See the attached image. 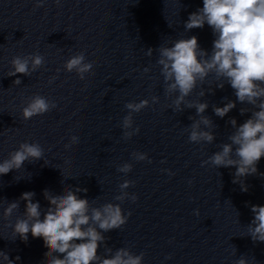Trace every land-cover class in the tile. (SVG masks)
Returning <instances> with one entry per match:
<instances>
[{"label":"clouds","instance_id":"obj_1","mask_svg":"<svg viewBox=\"0 0 264 264\" xmlns=\"http://www.w3.org/2000/svg\"><path fill=\"white\" fill-rule=\"evenodd\" d=\"M60 2L55 0L57 5ZM44 3L45 0H36V7H42ZM202 3V7L189 14L184 22V30L190 32L203 29L205 25L210 27L214 36L211 52L202 49L197 36L192 35L176 39L170 46L148 48L146 54L151 56L154 51L158 52L156 63L163 77L165 95L171 97L175 94L172 110H196L199 119L189 117L193 121L189 133V141L192 143L211 144L216 139L214 131L209 130L213 128V121L203 115L209 104L187 99L198 84L202 85L210 75L217 81L215 88L223 89L228 84L236 97V101L225 97L227 102L223 107L213 105L215 116L224 118L236 108L237 101L251 106L252 111L240 108V115L251 112V117L242 124L237 125L234 117L227 121L234 129L228 137L230 142L222 143L220 150L204 161L217 169L234 167L233 183H239L241 190L246 192L247 185L244 180L241 183V178L256 175L257 164L264 157V0H202ZM44 63L45 59L39 53L14 56L10 61L8 76H30ZM64 69L70 73L75 72L84 80L85 74H93V62H86L85 54L79 52L65 62ZM148 70L144 69L145 72ZM13 83L19 86L22 81L17 78ZM213 92L214 89L208 91ZM205 93L201 90L199 95L203 97ZM158 101V96L152 97L153 103ZM148 105L147 99L125 104L128 115L123 118L122 128L126 139L139 132V128L133 129L132 114L139 113ZM55 107V102L36 94L29 97L26 106L22 108V118L27 121ZM77 143L79 137L72 136L65 148H71ZM132 155L139 161L148 159L145 153ZM41 159L44 160V149L39 143L22 142L8 154L7 159L0 161V176L13 170L19 171L25 162L33 163ZM131 170L132 165L128 163L118 168L119 172L125 174ZM132 183L125 180L120 184L121 194L114 199L123 202L130 198L135 202L136 195L125 191ZM86 191L79 187H65L63 194H53L45 189L43 196L48 202L46 209L41 208L39 201L34 202L35 192H24L18 200L7 204L3 209V217H11L20 208V201L25 202L22 218L18 217L15 224L10 225L12 235L25 243L28 242L29 233L34 239L42 238L44 247L48 249L44 253L45 264H142L144 253L136 255L125 247L113 253L104 235L111 230L121 229L131 213L126 216L120 203L109 202L93 207L89 199L78 195ZM251 212L253 219L247 225L248 236L254 243L264 242V205H252ZM102 245L106 252L103 256L98 252ZM19 259L17 256L16 260ZM0 262L15 264L3 251H0ZM236 264H248V260L242 255Z\"/></svg>","mask_w":264,"mask_h":264},{"label":"water","instance_id":"obj_2","mask_svg":"<svg viewBox=\"0 0 264 264\" xmlns=\"http://www.w3.org/2000/svg\"><path fill=\"white\" fill-rule=\"evenodd\" d=\"M219 150L220 146L150 153L143 161L133 156L109 158L0 182V251L15 264H45L48 249L42 238L29 233L25 243L12 235L10 225L22 218L25 202L20 201V208L7 219L3 209L29 191L46 209L45 189L63 194L65 187H79L87 189L78 195L93 207L120 203L126 216L131 213L121 229L104 233L113 253L121 247L144 253L142 264H236L242 255L248 264H264V242L254 243L247 226L253 219L251 206L264 205V157L256 175L241 178L245 192L233 183L234 167L217 169L204 163ZM125 163L132 165L127 174L118 171ZM125 180L133 182L125 191L136 195L135 202L114 199ZM98 252L106 255L103 245Z\"/></svg>","mask_w":264,"mask_h":264}]
</instances>
